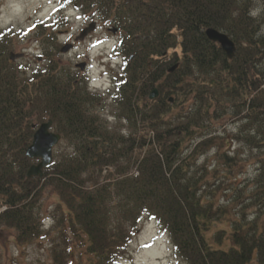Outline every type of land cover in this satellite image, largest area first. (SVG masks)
<instances>
[{
  "label": "trees",
  "instance_id": "trees-1",
  "mask_svg": "<svg viewBox=\"0 0 264 264\" xmlns=\"http://www.w3.org/2000/svg\"><path fill=\"white\" fill-rule=\"evenodd\" d=\"M60 2L118 30L124 64L116 118L129 134L100 126L91 114L100 97L79 88L84 78L51 57L56 21L34 26L49 47L40 59L46 63L28 72L9 60L12 31L1 32L0 227L12 230L18 248L41 239L38 209L49 190L59 201L62 244L82 247L87 264H116L142 217L160 225L185 264H264V159L258 158L255 175L263 185L249 198L257 211L251 221L219 207L207 174L196 166L216 148V160L232 171L241 164L227 155L231 143L264 147V40L251 0ZM209 28L234 42L231 60L206 39ZM154 89L158 95L150 100ZM47 120L72 153L52 160L41 178L27 177L38 162L25 156L33 126ZM228 121L240 125L236 134L211 136ZM221 223L229 230L218 228ZM65 254L53 248V263L65 264Z\"/></svg>",
  "mask_w": 264,
  "mask_h": 264
},
{
  "label": "rangeland",
  "instance_id": "rangeland-1",
  "mask_svg": "<svg viewBox=\"0 0 264 264\" xmlns=\"http://www.w3.org/2000/svg\"><path fill=\"white\" fill-rule=\"evenodd\" d=\"M250 12L258 25V35L264 40V0H251ZM60 14H62L61 18ZM53 20L59 26L53 32L55 47L52 45L49 47L43 42L44 37L36 36L33 28L36 23L44 24ZM91 23H95V32L93 30L83 39L78 40L80 33ZM108 27L109 25L97 19L83 16L72 6H62L60 0H0V33L6 30L12 31L11 52L23 54L16 60L17 64L27 72L42 67L46 62L42 64V60L38 61V58L41 59L48 46L52 50L53 59L77 77L84 78L79 88L82 85L88 92H95V87L101 84H104V89L110 88L109 91L104 92L105 94L99 89L100 101L93 106L91 112L98 117L100 126L109 133L127 136L129 134L127 124L116 118L118 113L115 103L116 81L121 76L113 77L110 71H107L108 75L102 76L108 67L106 59L102 58L112 59L120 52L118 48L116 49L119 34L108 32ZM68 45H71V48L61 53V48ZM81 63L84 64V71L76 68V65ZM239 127L236 121H228L221 126H215V132L211 133V136L230 137L236 134ZM51 131L55 132L53 128ZM227 141L229 139L225 141L226 148L229 146ZM216 151V148H212L198 158L196 162L198 172L207 174L210 183L209 191L215 193V203L219 207L225 208L234 219H239L241 213H244L247 220H253L257 211L256 208L249 206V198L264 184L263 177V184L261 181L257 186L255 176L259 164L258 158L264 159V147L257 150L250 149L240 142L231 143L227 155L229 158L237 156L241 164L232 171L216 160ZM71 153L72 148L68 140L62 138L52 149V160H59ZM125 163L123 162L122 165ZM109 172H113V169ZM105 175L106 173L103 172L101 180ZM58 203V198L53 193L49 190L44 191L38 209L42 236L41 239L25 248L15 246L12 230L0 227V262L2 264H54L53 248L57 245L66 251L65 264H87V257L82 247H76L75 243L62 244L59 237L61 228L57 224L59 217L55 213ZM262 210L263 214L260 216L259 223L264 221V209ZM141 220L144 221L145 218ZM217 226L229 230L227 223ZM156 232L157 227L153 222L139 223L137 232L126 244L116 264H184L173 255L167 235L158 237ZM71 239L72 237L69 236L68 240Z\"/></svg>",
  "mask_w": 264,
  "mask_h": 264
},
{
  "label": "water",
  "instance_id": "water-1",
  "mask_svg": "<svg viewBox=\"0 0 264 264\" xmlns=\"http://www.w3.org/2000/svg\"><path fill=\"white\" fill-rule=\"evenodd\" d=\"M95 29V23H91L88 28H86L81 33V38L85 37L89 32H92ZM112 33L116 32V29L109 30ZM206 39L209 42L219 45L221 51L225 54L226 58L231 60L235 52L234 42L224 33L219 32L214 29H206L204 32ZM71 48V45L61 48V53H65L68 49ZM21 54H9V60L15 62V60L21 58ZM78 68L83 70L84 64L77 65ZM178 68V65L175 64L169 72H173ZM157 90L154 89L148 95V99L153 100L157 97ZM169 102L172 103V99H169ZM51 120H48L45 123L39 125L35 130L31 144L26 149L25 156L29 159H39L40 162L37 165H32L27 171V177H42V170L48 168L51 165L52 161V148L58 143L60 136L50 132Z\"/></svg>",
  "mask_w": 264,
  "mask_h": 264
},
{
  "label": "flooded vegetation",
  "instance_id": "flooded-vegetation-1",
  "mask_svg": "<svg viewBox=\"0 0 264 264\" xmlns=\"http://www.w3.org/2000/svg\"><path fill=\"white\" fill-rule=\"evenodd\" d=\"M116 34H118V32Z\"/></svg>",
  "mask_w": 264,
  "mask_h": 264
},
{
  "label": "bare ground",
  "instance_id": "bare-ground-1",
  "mask_svg": "<svg viewBox=\"0 0 264 264\" xmlns=\"http://www.w3.org/2000/svg\"><path fill=\"white\" fill-rule=\"evenodd\" d=\"M155 263H157V262H155Z\"/></svg>",
  "mask_w": 264,
  "mask_h": 264
}]
</instances>
